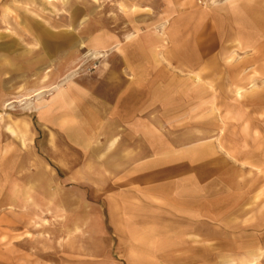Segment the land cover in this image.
<instances>
[{"label":"rangeland","instance_id":"obj_1","mask_svg":"<svg viewBox=\"0 0 264 264\" xmlns=\"http://www.w3.org/2000/svg\"><path fill=\"white\" fill-rule=\"evenodd\" d=\"M136 41L169 69L148 89L159 117L140 116L159 126L107 132L81 105ZM23 217L47 264H201L180 250L200 231L206 264L264 263V0H0L5 250Z\"/></svg>","mask_w":264,"mask_h":264},{"label":"crops","instance_id":"obj_2","mask_svg":"<svg viewBox=\"0 0 264 264\" xmlns=\"http://www.w3.org/2000/svg\"><path fill=\"white\" fill-rule=\"evenodd\" d=\"M72 20V32H76L79 30V26L77 27L78 22H76V20L74 19ZM97 41L100 45L104 43L108 45L107 39ZM123 47L124 49L121 50L118 59H105V61H103V67L100 74H102L105 70L107 71L102 74V77H100L99 82L93 89V92L87 95L88 99L85 102H82L81 107H85V105L89 103V106L91 104L95 112L99 114L106 113L104 126L107 128V132H113L114 129L117 128L128 129L130 127H136L137 129H142L159 126L157 124L150 123L151 121L149 120L145 121L143 118L141 119L140 116H142L144 111L151 110L157 112V118L159 117L160 109L151 107L154 101H151L148 97V89L149 87H151L150 85H152V80L155 79L153 77L155 73L161 71L167 72V70L169 69L164 66L165 61L164 63H161L160 59H153L150 50L151 46L144 41H136L133 44L126 43V45H124ZM108 64H110L109 67ZM89 112H92V110L90 109ZM86 115L87 116H83L84 119L81 120V124L83 125L85 124L84 121L89 122V120H91L93 117L91 113ZM154 120L155 119H153L152 121L154 122ZM114 138H117V136H115ZM115 140L116 139L111 140L108 143L105 152H107L108 150H113L112 152H116L119 151V149L122 151V147L120 144V142L122 143V141H120L119 144L117 143V145L112 148ZM9 203L14 205L16 202L15 200L13 201L12 198H10ZM202 207L203 206L201 205L200 208ZM200 222H202V220ZM27 223L28 221H26L24 217L21 221H14V224L16 225L23 224L21 226H23L24 231L17 233L16 225H14V231H11V233L9 232L8 234V246L6 250L0 244V264L48 263L47 254L44 253L46 249H43L47 248V245L43 244V240L46 241L45 236L47 235V231H42L43 227H41V231L37 233L38 236L34 238V244H32L30 234L26 231L25 228ZM175 235L176 232L174 231L173 236ZM181 235L184 236V247L180 248V250L182 251L181 254H189L190 256L199 255L201 264L202 262H205L204 264H206L207 259L205 257L207 256V249H205L203 245L207 241V235H204L201 231L198 234L185 232L181 233ZM188 236L189 238H192L193 236L195 238H199V251L193 253L188 250V247H186V241L189 240ZM92 248L95 247H89V249ZM168 250L169 257L171 255H173L174 257L176 254L175 246L168 248ZM94 253L95 252L93 251V254ZM33 256L34 260L32 259ZM109 260L112 259L109 258ZM145 262H148V260H145ZM125 263L126 260H124L123 258L120 259L119 262L111 261V264ZM148 264H154V261H149ZM167 264H176L175 258H168Z\"/></svg>","mask_w":264,"mask_h":264},{"label":"bare ground","instance_id":"obj_3","mask_svg":"<svg viewBox=\"0 0 264 264\" xmlns=\"http://www.w3.org/2000/svg\"><path fill=\"white\" fill-rule=\"evenodd\" d=\"M247 32V31H246ZM194 57V56H193ZM238 94L240 95V93L238 92ZM63 155V154H62Z\"/></svg>","mask_w":264,"mask_h":264}]
</instances>
